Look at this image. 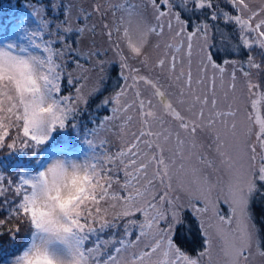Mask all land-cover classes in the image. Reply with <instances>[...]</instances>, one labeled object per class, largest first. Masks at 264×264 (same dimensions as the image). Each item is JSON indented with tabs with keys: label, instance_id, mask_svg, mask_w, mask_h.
<instances>
[{
	"label": "snow or ice",
	"instance_id": "obj_1",
	"mask_svg": "<svg viewBox=\"0 0 264 264\" xmlns=\"http://www.w3.org/2000/svg\"><path fill=\"white\" fill-rule=\"evenodd\" d=\"M0 18V264H264V0H32ZM94 105V107H93Z\"/></svg>",
	"mask_w": 264,
	"mask_h": 264
},
{
	"label": "rangeland",
	"instance_id": "obj_2",
	"mask_svg": "<svg viewBox=\"0 0 264 264\" xmlns=\"http://www.w3.org/2000/svg\"><path fill=\"white\" fill-rule=\"evenodd\" d=\"M12 3H17L18 1V10H21V13L26 11L24 9V5L31 3L32 0H11ZM14 14H20L17 10H14L10 14H6L4 10L0 9V18L4 20H8L9 18L13 17ZM94 107V105H93ZM27 157L22 156L18 153L10 154L7 149L0 150V170L8 175H14V169H18L22 160H26Z\"/></svg>",
	"mask_w": 264,
	"mask_h": 264
},
{
	"label": "trees",
	"instance_id": "obj_3",
	"mask_svg": "<svg viewBox=\"0 0 264 264\" xmlns=\"http://www.w3.org/2000/svg\"><path fill=\"white\" fill-rule=\"evenodd\" d=\"M17 8H18V1L17 3H12L11 0H0V9L4 10L6 14H10L14 10H17V12L21 13V10H18Z\"/></svg>",
	"mask_w": 264,
	"mask_h": 264
}]
</instances>
